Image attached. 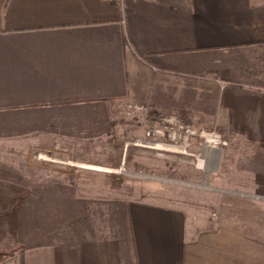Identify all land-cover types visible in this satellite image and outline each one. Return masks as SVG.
I'll return each mask as SVG.
<instances>
[{
    "label": "crops",
    "instance_id": "1",
    "mask_svg": "<svg viewBox=\"0 0 264 264\" xmlns=\"http://www.w3.org/2000/svg\"><path fill=\"white\" fill-rule=\"evenodd\" d=\"M120 101L202 118L237 145L219 151L213 191L263 193L264 0H0V250H16L0 264H264V242L224 223L121 201L107 215L25 188L33 129ZM238 176L254 183L220 184Z\"/></svg>",
    "mask_w": 264,
    "mask_h": 264
},
{
    "label": "rangeland",
    "instance_id": "2",
    "mask_svg": "<svg viewBox=\"0 0 264 264\" xmlns=\"http://www.w3.org/2000/svg\"><path fill=\"white\" fill-rule=\"evenodd\" d=\"M134 107H141L142 110ZM158 107L120 101L112 105L73 106L57 111V120L53 122L55 127L33 129L30 136L38 133V142L31 141L24 145V153L30 156L27 161L29 165L22 166L25 188L29 187L33 194L44 197L87 199L89 203L97 200L100 201L98 206L104 205V209H109L105 213L107 215L116 214L113 209H121L120 205H116L119 201L178 210L199 228L224 223L264 242V199H260L264 198V192L213 191L210 180L213 183L214 179H223V175L217 178L213 175L223 165L220 155L217 166L214 163L210 171L198 163L197 155L204 159L209 155V151L205 152L207 148L196 146L203 144V140L196 137L199 140L197 143L193 139L195 148L181 153V150H176L177 147H185L181 142L170 143L167 135L163 138L147 135L155 125L160 126L164 117L169 116L178 120L181 118L179 121L183 125L196 132L216 129L209 125L212 129L207 130L208 125L201 122L202 118L189 116L184 119L174 111H163ZM191 141L189 139L188 144ZM226 143L227 146L219 148L222 158L226 152L228 155L235 151L237 146L232 145L233 148ZM171 147V150H167ZM238 147L241 148L238 154L242 156L254 152L248 149L249 145ZM41 154L52 161L73 162L107 170L121 169L122 172L97 171L36 160ZM225 178L227 180L220 184L229 185L230 188L238 187L241 183L250 186L255 179L254 176ZM31 191L23 192V195ZM0 251H13L2 262L16 252L14 249Z\"/></svg>",
    "mask_w": 264,
    "mask_h": 264
},
{
    "label": "built area",
    "instance_id": "3",
    "mask_svg": "<svg viewBox=\"0 0 264 264\" xmlns=\"http://www.w3.org/2000/svg\"><path fill=\"white\" fill-rule=\"evenodd\" d=\"M134 108L137 110H142L141 107ZM147 135L162 138L167 135L168 141L170 143L176 144L177 142H181L185 147L189 145L188 143L191 137H198L200 140H203V144H199V146L203 149L215 148L220 151V147L227 146L226 141H223L216 131L207 132L205 130H202L200 132H196L191 128L183 125L176 117L173 116L164 117L161 121L160 126L156 127L155 125L153 129L147 133Z\"/></svg>",
    "mask_w": 264,
    "mask_h": 264
},
{
    "label": "bare ground",
    "instance_id": "4",
    "mask_svg": "<svg viewBox=\"0 0 264 264\" xmlns=\"http://www.w3.org/2000/svg\"><path fill=\"white\" fill-rule=\"evenodd\" d=\"M215 151V152H214ZM219 150H217V149H215V148H212V150L211 151H207L208 152V156H206V158L204 159V157H201L200 159V165H202L203 166V168H208V164L206 165H204V163H205V160H214L215 159V163L217 162V160H218V157H219V152H218ZM214 156H213V155ZM39 158H40V160H43V161H51V159H49L47 156H45V155H40L39 156ZM202 159H204V160H202ZM206 161V162H207ZM56 162H59V161H56ZM202 162H203V164H202ZM213 163V162H212ZM64 164H70V165H72V166H76V167H83V168H87V169H92V170H97V171H108V172H114V173H121L122 172V170L120 169V170H107V169H102V168H99V167H92V166H87V165H81V164H77V163H73V162H64ZM210 164H211V162H210ZM215 166H217V163L215 164Z\"/></svg>",
    "mask_w": 264,
    "mask_h": 264
},
{
    "label": "trees",
    "instance_id": "5",
    "mask_svg": "<svg viewBox=\"0 0 264 264\" xmlns=\"http://www.w3.org/2000/svg\"><path fill=\"white\" fill-rule=\"evenodd\" d=\"M12 254H13V251H10V252L0 251V262H2L3 260H5L6 258L10 257Z\"/></svg>",
    "mask_w": 264,
    "mask_h": 264
}]
</instances>
